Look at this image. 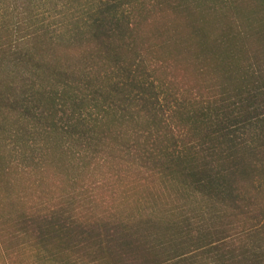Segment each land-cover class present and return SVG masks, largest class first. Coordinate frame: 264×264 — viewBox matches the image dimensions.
<instances>
[{"label":"trees","instance_id":"trees-1","mask_svg":"<svg viewBox=\"0 0 264 264\" xmlns=\"http://www.w3.org/2000/svg\"><path fill=\"white\" fill-rule=\"evenodd\" d=\"M0 133L7 191L52 169L66 189L2 238L70 264H264V0H0Z\"/></svg>","mask_w":264,"mask_h":264},{"label":"rangeland","instance_id":"rangeland-1","mask_svg":"<svg viewBox=\"0 0 264 264\" xmlns=\"http://www.w3.org/2000/svg\"><path fill=\"white\" fill-rule=\"evenodd\" d=\"M3 136L0 133V179L4 178L6 181V176L2 174L3 169L6 167L9 159L6 157V151L4 148V141L2 140ZM30 140L32 145L30 144ZM27 143L29 146H33V148L40 145V138L34 137L31 138ZM13 144V143H12ZM17 147L19 148L18 153L16 154V159H13L17 165L22 168H28L32 166L30 163L22 164V160H26L30 158L31 153L30 149H26L24 155L22 153V141H17ZM15 145V146H16ZM5 156V157H4ZM113 167V171L120 174L119 167ZM2 171V172H1ZM112 169L110 167H102V169L98 170L97 173H94V177L96 176V182L94 184H100L96 187L98 194H103L105 197L113 198L114 191H117V199L121 198V188L125 185L124 178L121 183H117L118 178H112L110 175L112 174ZM55 170L49 171L45 173L43 176L46 178L44 180V184L42 182L40 184H36L33 187V180L31 182H27L24 179L20 178L19 175L13 173L11 178L8 177L10 181L11 191H7L4 187V183H0V222L4 223L5 227L11 226L13 223L10 222L12 217H15L17 214L26 213V214H38V213H46L43 210L55 209V205H57L61 200H64V194L66 193V189H63L64 186L59 179L58 176H55ZM108 175V177H106ZM61 176V175H60ZM33 179L37 178L32 175ZM62 178L64 176H61ZM89 184V182H86ZM37 185V186H36ZM14 201V206H13ZM17 215V216H19ZM9 222V223H8ZM0 223V224H1ZM2 224L0 225V231H11L10 229H5ZM0 264H70L69 256L66 254L62 257H55L45 250L38 248L37 243L29 237L28 235L19 234L16 238H12L7 235L2 238L0 236ZM76 264H80L78 261Z\"/></svg>","mask_w":264,"mask_h":264}]
</instances>
